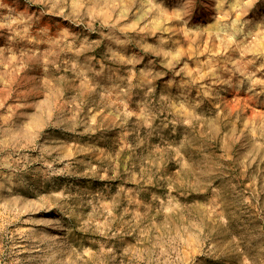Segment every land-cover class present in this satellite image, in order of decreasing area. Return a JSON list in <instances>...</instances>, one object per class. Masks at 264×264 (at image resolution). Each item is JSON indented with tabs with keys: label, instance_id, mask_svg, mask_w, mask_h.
I'll return each instance as SVG.
<instances>
[{
	"label": "rangeland",
	"instance_id": "rangeland-1",
	"mask_svg": "<svg viewBox=\"0 0 264 264\" xmlns=\"http://www.w3.org/2000/svg\"><path fill=\"white\" fill-rule=\"evenodd\" d=\"M0 264H264V0H0Z\"/></svg>",
	"mask_w": 264,
	"mask_h": 264
}]
</instances>
